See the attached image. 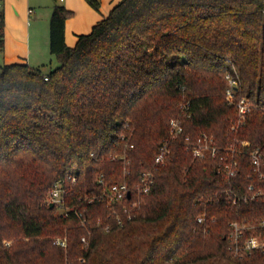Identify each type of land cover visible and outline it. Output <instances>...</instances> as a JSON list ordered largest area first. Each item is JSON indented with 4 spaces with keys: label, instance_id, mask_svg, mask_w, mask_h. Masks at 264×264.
<instances>
[{
    "label": "trees",
    "instance_id": "1",
    "mask_svg": "<svg viewBox=\"0 0 264 264\" xmlns=\"http://www.w3.org/2000/svg\"><path fill=\"white\" fill-rule=\"evenodd\" d=\"M87 1L100 9V0ZM72 15L53 8L54 69L0 64V264H264V250L236 256L229 240L231 222L264 217V199L236 205L227 194L264 180L245 154L235 177L219 171L235 137L264 152V0H120L69 47ZM4 27L0 11V49ZM227 75L237 79L236 99L254 104L235 135ZM184 112L190 117L170 159L155 165L171 119ZM204 135L219 147L217 157L186 149V137L199 143ZM145 170L155 185L132 218L97 228L109 208L84 201L101 192L100 175L134 185ZM74 175L66 204L81 198L87 228L47 199L56 181ZM64 237L66 247L54 243Z\"/></svg>",
    "mask_w": 264,
    "mask_h": 264
},
{
    "label": "built area",
    "instance_id": "2",
    "mask_svg": "<svg viewBox=\"0 0 264 264\" xmlns=\"http://www.w3.org/2000/svg\"><path fill=\"white\" fill-rule=\"evenodd\" d=\"M64 1V0H60ZM33 10L30 9L29 12ZM228 86L226 89V99L229 105H233L237 110V119L231 126V132L237 134L242 126L245 125L248 115L252 112L254 104L249 98L243 97L236 99V87L238 85L237 79L231 75H227ZM49 76L45 75V80H48ZM190 117L185 112L177 117H174L170 121V133L160 146L158 153L155 157V165H165L172 154L173 142H175L179 136L184 133V119ZM186 149L191 151L194 158H205L208 156L217 157L219 153V147L216 146L213 137L204 135L202 142L192 143L189 141V137H186L185 143ZM133 148V145H130ZM251 148V142L247 140L240 141L237 137L225 148L228 157L223 158L220 162L219 171L227 178L231 179L235 177L240 169V161L237 156L246 155L258 178L264 180V152L261 147ZM124 161V175L130 174L129 164L130 161L126 160V157H121ZM78 176H69L67 179H61L54 183L52 189L49 192L48 203H53L57 208L62 209L63 215L73 213L79 220L81 226L87 228L88 219L83 213V203H94L95 201H102L109 208V215L104 219L98 218L96 221V227L104 231H110L112 225L122 226L124 224V216L129 220L133 216V210L136 209L143 197L149 195L155 185V174L152 170L142 171L139 177V181L134 185H131L129 181H115L108 182L105 176L102 174L98 178V183L102 186L101 192L91 197H87L84 202L81 198L77 204H66V198L70 194L72 186L77 183ZM131 196L128 197V194ZM230 201L236 205L249 204L259 199H264V186H257L250 184L245 192L238 193L233 188L227 190ZM205 221V216L198 217V222ZM231 232L229 234V240L231 242V248L236 256H243L253 252L254 250H264V238L257 236V231H264V217L257 221H233L230 223ZM246 232H251L249 236H245ZM91 231L88 230V234L83 235L81 240L85 245L89 244ZM55 244L62 247H66V237L56 238ZM10 245V242L7 243Z\"/></svg>",
    "mask_w": 264,
    "mask_h": 264
},
{
    "label": "crops",
    "instance_id": "3",
    "mask_svg": "<svg viewBox=\"0 0 264 264\" xmlns=\"http://www.w3.org/2000/svg\"><path fill=\"white\" fill-rule=\"evenodd\" d=\"M119 2L100 0V9L96 10L87 0L62 1L73 12L65 23L66 44L74 47L79 36L91 33ZM55 5L52 0H0V11L5 17L0 64L19 63L38 68L52 62L50 18ZM30 9L33 11L29 12ZM56 66H51V70Z\"/></svg>",
    "mask_w": 264,
    "mask_h": 264
},
{
    "label": "rangeland",
    "instance_id": "4",
    "mask_svg": "<svg viewBox=\"0 0 264 264\" xmlns=\"http://www.w3.org/2000/svg\"><path fill=\"white\" fill-rule=\"evenodd\" d=\"M52 1H54V3L55 4H63L62 3V1H60V0H52ZM51 63H52V65H51V63H48V65H46V66H42V67H38V68H41V69H43V72H48V71H50L51 70V66H56V65H58V60H57V56H51ZM48 197H49V194H48V196H47V199H48ZM56 207V213L57 214H62V212H63V210L62 209H59V208H57V206H55Z\"/></svg>",
    "mask_w": 264,
    "mask_h": 264
},
{
    "label": "water",
    "instance_id": "5",
    "mask_svg": "<svg viewBox=\"0 0 264 264\" xmlns=\"http://www.w3.org/2000/svg\"><path fill=\"white\" fill-rule=\"evenodd\" d=\"M131 196V193L128 194V197ZM50 207L53 208L54 207V204L53 203H50Z\"/></svg>",
    "mask_w": 264,
    "mask_h": 264
}]
</instances>
